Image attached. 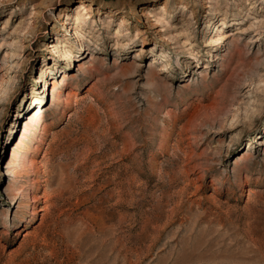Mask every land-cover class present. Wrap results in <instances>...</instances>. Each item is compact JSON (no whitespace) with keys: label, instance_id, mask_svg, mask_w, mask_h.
<instances>
[{"label":"rangeland","instance_id":"obj_1","mask_svg":"<svg viewBox=\"0 0 264 264\" xmlns=\"http://www.w3.org/2000/svg\"><path fill=\"white\" fill-rule=\"evenodd\" d=\"M0 264H264V0H0Z\"/></svg>","mask_w":264,"mask_h":264}]
</instances>
